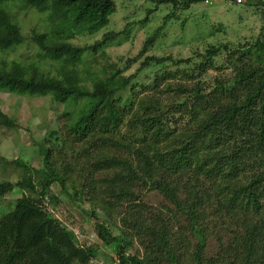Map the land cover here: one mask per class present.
<instances>
[{"label": "trees", "instance_id": "1", "mask_svg": "<svg viewBox=\"0 0 264 264\" xmlns=\"http://www.w3.org/2000/svg\"><path fill=\"white\" fill-rule=\"evenodd\" d=\"M153 1L187 8L205 0ZM226 1L242 8L240 19L257 21L249 38L185 58L147 56L177 16L169 6L137 55L117 67L104 51L132 24L73 42L109 23L114 0H0V93L71 107L32 138L38 165L0 157L22 170L0 181V264H264V0ZM21 12L39 15L28 36ZM19 48L31 54L10 57ZM153 66L154 76L138 81ZM17 125L0 105V129ZM15 190L16 200L3 202ZM150 193L162 201L148 216ZM64 199L91 206L92 233L111 255L55 216ZM211 225L221 236L208 248Z\"/></svg>", "mask_w": 264, "mask_h": 264}, {"label": "rangeland", "instance_id": "2", "mask_svg": "<svg viewBox=\"0 0 264 264\" xmlns=\"http://www.w3.org/2000/svg\"><path fill=\"white\" fill-rule=\"evenodd\" d=\"M178 1L181 2L182 0ZM114 2L116 11L110 16L109 23L105 27L90 36L76 38L73 42L76 44H89L99 39L105 32L123 30L126 24H132L127 31L128 36L118 37L117 41L111 43L104 51V55L108 56L109 61L117 67L125 65V62L121 59L137 55L145 38L163 23L164 16L170 12L169 6H177L175 8L177 9L175 12L177 16L166 23L163 33L146 53L147 56L171 55L174 58H185L190 55L191 50L194 48L202 50L209 44L224 41L236 42L239 39L249 38L253 35L254 25L256 26L257 22L256 20L255 22L252 21L249 15L242 19L237 17L242 8L231 5L226 0H212L209 6L194 2L187 8H178V5H173V3L159 5L161 6L159 8L153 0H114ZM156 6L157 10L150 14V19L146 24L136 23L148 14L149 9H154ZM4 7L11 12V6ZM38 18L39 15L36 13L32 15H25L24 12L19 13L17 20L21 21L22 33H26L28 36L30 34L29 29L39 24V22L37 23ZM221 26H223L224 31L220 29ZM27 54L29 55L31 52L19 48L10 54V57L16 58ZM141 59H138L124 74L130 75L136 72ZM157 69H159L158 66H153L143 70L138 74V81L147 82L154 76V71ZM2 95L0 93V105L5 108L7 114L16 120L19 126L17 125L18 127L9 131L0 129V157L9 162L19 158L36 166V164H39V160L35 158L36 146L33 144V139L40 141L46 131L58 124L54 113L68 110L71 107L60 104L54 105L49 98H19L13 94ZM0 164V181H14L21 177L22 170L16 168L14 164L6 167L1 162ZM17 192L19 191L15 190V192L8 195L3 202H14L18 197ZM161 201L162 199L154 193L143 197V202L148 205V216L159 213V210L155 208L160 206ZM64 203L62 214L57 208L56 211L52 209L55 216L60 220L71 222V226L68 227L67 225V228H71L81 242L97 243V239L92 233V220H89L86 214V210L90 209L91 206L79 199L75 202L64 199ZM160 216L167 221L169 215L162 212ZM207 220L212 219L207 217ZM207 233L210 234L207 239V247H214V244L218 241L217 236H221V231L211 225L207 228ZM129 234L134 239V246L137 247V239L134 233L129 232ZM97 245H100L99 248L103 254H112L109 248L106 249L99 243Z\"/></svg>", "mask_w": 264, "mask_h": 264}, {"label": "built area", "instance_id": "3", "mask_svg": "<svg viewBox=\"0 0 264 264\" xmlns=\"http://www.w3.org/2000/svg\"><path fill=\"white\" fill-rule=\"evenodd\" d=\"M242 1L243 0H236L237 3H241ZM203 3L206 6L211 5V1L210 0H205ZM96 264H104V263H103V261L98 260V261H96Z\"/></svg>", "mask_w": 264, "mask_h": 264}]
</instances>
